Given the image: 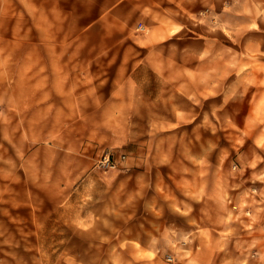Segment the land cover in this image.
Here are the masks:
<instances>
[{"label": "clouds", "instance_id": "obj_1", "mask_svg": "<svg viewBox=\"0 0 264 264\" xmlns=\"http://www.w3.org/2000/svg\"><path fill=\"white\" fill-rule=\"evenodd\" d=\"M0 264H264V0H0Z\"/></svg>", "mask_w": 264, "mask_h": 264}, {"label": "rangeland", "instance_id": "obj_2", "mask_svg": "<svg viewBox=\"0 0 264 264\" xmlns=\"http://www.w3.org/2000/svg\"><path fill=\"white\" fill-rule=\"evenodd\" d=\"M52 223H54V220L52 221Z\"/></svg>", "mask_w": 264, "mask_h": 264}]
</instances>
